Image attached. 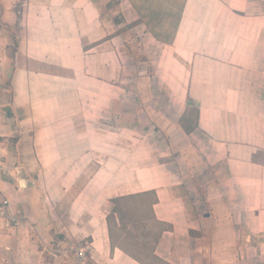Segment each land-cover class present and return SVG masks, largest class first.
<instances>
[{
    "label": "crops",
    "instance_id": "crops-1",
    "mask_svg": "<svg viewBox=\"0 0 264 264\" xmlns=\"http://www.w3.org/2000/svg\"><path fill=\"white\" fill-rule=\"evenodd\" d=\"M109 1L0 0V264H264V0H182L168 34L127 0L142 58ZM137 194L150 263L107 226Z\"/></svg>",
    "mask_w": 264,
    "mask_h": 264
},
{
    "label": "rangeland",
    "instance_id": "rangeland-1",
    "mask_svg": "<svg viewBox=\"0 0 264 264\" xmlns=\"http://www.w3.org/2000/svg\"><path fill=\"white\" fill-rule=\"evenodd\" d=\"M181 2L182 0H133L134 7L137 5V7L139 6L145 9L148 18L153 17L158 23L166 24L157 28L159 29L158 31H162L159 32L161 34H168L169 32H171V23L173 20L172 18L168 17V13L173 9L178 10L180 8ZM104 10L106 13V19H112L114 21L112 22V29L123 31L126 38H129L130 41L132 40V42H129V45L133 50L132 53H134L138 58L146 57V54L143 53V51L139 50L138 44L140 43V40L137 41L138 38L135 36V34L138 33L143 37V33H145V31L142 26L133 28V25L135 24H133V22L129 23L128 21L134 18V23L138 21L140 22V18L134 11L133 7H131V4L127 0H111L107 3L103 11ZM116 25H119L120 27L116 29ZM130 27L131 29L129 30L128 28ZM144 38H146V36H144ZM146 39H144V41ZM144 43H146V41ZM154 46L158 45L155 44ZM124 51L130 53V51L126 48ZM149 67V70H151V68L152 70L154 69L153 66ZM0 76L3 78V74L1 75V72ZM130 87H132V85H130ZM173 98H176V95L173 96ZM164 110L167 111L166 109ZM148 130H152L151 122L149 120L144 122L143 126L138 128L137 132H142L144 134V132H149ZM160 141L161 143L157 145V143L153 144V142L146 140L147 143L145 142L144 146L148 149H163L165 147L166 141H164L163 139H160ZM148 146H150L151 148H149ZM151 198L152 196L148 195L146 197L142 196L120 201L118 203V206L124 210L122 219L118 221L116 220V216L111 214L110 216H108L109 220L107 222V226L111 231L113 242L119 246L124 247L131 255L144 260L147 263H150V261L147 260L151 259L150 257H152L151 249L158 239L157 236L159 231L166 227L161 223L146 221V219H148L147 207ZM112 208L113 204L111 203L109 204V210H111Z\"/></svg>",
    "mask_w": 264,
    "mask_h": 264
},
{
    "label": "built area",
    "instance_id": "built-area-1",
    "mask_svg": "<svg viewBox=\"0 0 264 264\" xmlns=\"http://www.w3.org/2000/svg\"><path fill=\"white\" fill-rule=\"evenodd\" d=\"M7 204H8L7 200H4L2 202V205L0 206V213L3 211V208ZM9 217H10L9 218L10 221L15 224L16 223V217L13 214H11ZM90 249H91V246L89 243L82 242V243H78L75 246L67 249V252L70 251L71 253L74 254V257L76 259L75 264H83L84 260L86 258V254H87V252L89 253Z\"/></svg>",
    "mask_w": 264,
    "mask_h": 264
},
{
    "label": "trees",
    "instance_id": "trees-1",
    "mask_svg": "<svg viewBox=\"0 0 264 264\" xmlns=\"http://www.w3.org/2000/svg\"><path fill=\"white\" fill-rule=\"evenodd\" d=\"M129 1L131 2V4H133V0H129ZM151 32H152V30H151ZM152 34H153V36L156 39L160 40V38L156 34H154V32H152ZM148 195H150V194L128 195L126 197H119V198L112 199L111 202L113 204V208L111 210V214L112 215L116 214L117 215V218H118V221H120L122 219L123 214H124V210L121 207L118 206V203L120 201L127 200V199H131V198H138V197H142V196H145L146 197ZM152 195H150V196H152ZM154 201H156V197L155 196H152V198H151V200L149 202V205H150L151 202L153 203ZM108 220H109V217L107 218V222H108Z\"/></svg>",
    "mask_w": 264,
    "mask_h": 264
}]
</instances>
